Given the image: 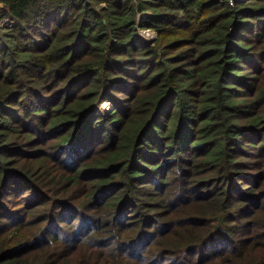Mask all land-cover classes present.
<instances>
[{
  "label": "trees",
  "instance_id": "obj_1",
  "mask_svg": "<svg viewBox=\"0 0 264 264\" xmlns=\"http://www.w3.org/2000/svg\"><path fill=\"white\" fill-rule=\"evenodd\" d=\"M0 264H264V0H0Z\"/></svg>",
  "mask_w": 264,
  "mask_h": 264
},
{
  "label": "rangeland",
  "instance_id": "obj_2",
  "mask_svg": "<svg viewBox=\"0 0 264 264\" xmlns=\"http://www.w3.org/2000/svg\"><path fill=\"white\" fill-rule=\"evenodd\" d=\"M144 14H139L138 18H142ZM156 32L150 29H139L135 35L136 43L138 45H149L152 44L156 38ZM143 39H146L145 41ZM141 44H140V43ZM97 110L101 112L102 110L108 111L111 105L107 101H103L101 104L97 105Z\"/></svg>",
  "mask_w": 264,
  "mask_h": 264
},
{
  "label": "bare ground",
  "instance_id": "obj_3",
  "mask_svg": "<svg viewBox=\"0 0 264 264\" xmlns=\"http://www.w3.org/2000/svg\"><path fill=\"white\" fill-rule=\"evenodd\" d=\"M143 40L145 41L146 39H143ZM139 43H140V42H139ZM141 43H142V42H141ZM141 43H140V44H141Z\"/></svg>",
  "mask_w": 264,
  "mask_h": 264
},
{
  "label": "water",
  "instance_id": "obj_4",
  "mask_svg": "<svg viewBox=\"0 0 264 264\" xmlns=\"http://www.w3.org/2000/svg\"><path fill=\"white\" fill-rule=\"evenodd\" d=\"M134 40L136 41V39L134 38Z\"/></svg>",
  "mask_w": 264,
  "mask_h": 264
}]
</instances>
